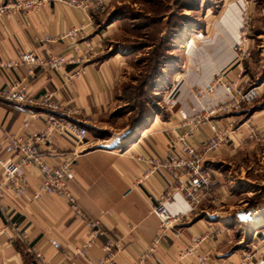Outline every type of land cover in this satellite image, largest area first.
Masks as SVG:
<instances>
[{
	"label": "crops",
	"instance_id": "0c3cea01",
	"mask_svg": "<svg viewBox=\"0 0 264 264\" xmlns=\"http://www.w3.org/2000/svg\"><path fill=\"white\" fill-rule=\"evenodd\" d=\"M11 1L0 0L7 4ZM243 3L244 0H224L218 16L206 17L207 23L196 26L197 31L183 32L185 45L180 49L184 52V60L177 68L175 66L173 76L170 75L178 83L175 86L172 82L168 86V93L175 86L173 90H177V95L172 98L167 94V106L161 105L160 114L149 119L145 128L138 130L135 127L134 132L131 127L116 130L109 122L110 118L116 117L113 113L123 102L117 95V86L122 68L132 55L117 38L120 21L109 20L110 15L99 20L106 12L91 11L89 15L64 3L46 6L27 16L17 13L0 19V61L28 52H35L40 58L51 53L76 55L74 47L61 36L73 27L88 25L77 44L82 49L92 47L95 52L89 61L81 64V74L72 81L73 85L65 81L64 75L76 73L79 69L76 65H68L61 73L38 70L28 74L25 68L6 73L0 68V84L22 81L35 95L58 92L57 99L74 111L69 120L89 132L83 143L69 135H55L41 149L52 166L65 160L72 161L75 178L70 185L71 191L92 219L101 220L108 238L121 246L117 257L119 264H141V256L159 230L160 222L152 209L168 186L179 184L163 170L129 193L133 182L146 167L144 162L131 158L132 155L144 160L162 157L180 135L194 129L191 143L202 147L210 135L211 123L223 127L232 122L240 127L239 132L246 134L247 125L251 124L258 133L264 134V81L260 83L263 86L256 107L250 105L251 108L246 106L242 113L212 116L206 124H184L185 120L204 113L226 98L223 88L218 87L215 94L200 101L190 94L194 86L207 88L221 74L230 81H238L241 87L250 83L243 73L244 58L239 60L236 52ZM251 45L249 41V49H252ZM32 113L36 116H31ZM45 114L46 111L38 107L0 101V151L5 158L9 157L4 150L7 136H27L42 131L46 124ZM27 122L29 125L25 128ZM257 145L264 146V142L233 136L227 148L206 158L205 167L212 172L214 191L224 196L223 201L217 206L203 204L191 212L184 195H176L169 207L173 213L185 214L179 228L180 236L168 233L157 254L144 264H192L194 260L185 258L181 261L178 255L198 234L207 236L199 246V252L208 257L210 264H240L246 252L253 258L250 264H255L254 251L249 244L246 250H240L243 253L236 249L250 239L249 229L264 228V213L259 215V209L251 208L244 199L246 195L255 194L254 189L257 192L264 190L263 184H255L245 175L244 165L255 156L253 147ZM27 174L30 184L26 195L14 198L7 193L2 200L0 264H37L34 248L51 264H90L87 257L102 259L106 236H100L88 250L87 257L81 258L78 251L87 241L88 230L72 214L66 199L51 194L40 200L34 198L43 175L36 166H32ZM242 211L253 212L251 221H239L237 214ZM261 220L263 224L256 226ZM12 224L18 226L19 232H26L27 240L15 234ZM232 241L237 242L236 245H232ZM54 242L60 248H55Z\"/></svg>",
	"mask_w": 264,
	"mask_h": 264
},
{
	"label": "built area",
	"instance_id": "2783aa9c",
	"mask_svg": "<svg viewBox=\"0 0 264 264\" xmlns=\"http://www.w3.org/2000/svg\"><path fill=\"white\" fill-rule=\"evenodd\" d=\"M110 0H13L10 4L0 2V19L11 17L12 14H22L27 16L31 12L43 10L46 6H56L64 3L73 8L82 10L89 14L92 11L104 13L107 10V4ZM251 0H244L243 14L240 24V41L237 44V58L242 60L250 55L248 36L250 6ZM88 25L73 27L61 36L63 41H67L75 49L76 55L68 57L65 53H51L46 58H40L35 52H28L20 57L12 58L6 61H0V68L10 73L14 69L25 68L28 74H33L40 70L42 72L61 73L68 68V65L79 66L76 73H66L64 79L68 83L78 78L81 74V64L89 61L95 52L92 47L80 48L77 44L78 37L82 35ZM73 85V84H72ZM252 87L245 90L238 81H230L224 74L210 84L207 88L194 86L191 95L198 100H203L216 93L217 88L221 87L226 94V98L215 107L205 110L204 113L187 119L184 124L190 122L196 125L209 123L212 116L227 115L228 113H242L244 106L251 105L261 96L260 88ZM58 92L46 91L39 95L32 94L30 89L22 81H12L8 85L0 84V101L8 103H18L30 107H38L46 111V124L42 131L32 132L30 135H8L4 150L8 154L5 158L0 151V207L2 200L7 193H11L14 198H21L26 195L29 187L28 170L32 166L39 168L43 179L39 184L34 198L42 199L43 196L51 194L66 199L72 214L79 219L88 230L87 241L79 249L78 255L87 257L88 250L99 239L100 236H106V241L102 244L104 257L99 260H91L87 257L90 264H119L117 257L121 252V246L108 238L107 232L102 227L101 220L92 219L88 213L80 206L77 197L71 191V182L75 178L74 164L72 161L65 160L58 166H52L46 161L42 153V147L47 146L55 135H69L78 143L87 141L89 132L86 128L74 124L69 117L74 113L72 109L67 108L63 102L57 99ZM36 116V114H31ZM246 122L243 124V126ZM29 123H25L27 128ZM210 135L202 147H197L191 143L194 130L184 132L177 141L173 142L171 148L166 151L162 157L148 158L132 155L131 158L138 162H144L146 167L141 171L130 187L129 193L136 188L144 185L149 178L165 170L179 184L168 186L162 196L157 200L152 211L159 219V230L155 239L150 243L140 259V263H146L155 256L168 233L180 236L179 228L182 223L184 213H173L170 210V204L178 194H183L191 212L197 211L203 204L209 203L211 206L219 205L223 200L221 194L214 191L212 172L206 169V158L213 153L221 151L228 147L231 137L238 136L243 139H255L257 142H264V134L258 133L251 124L247 125V134L239 132L240 127L230 122L221 127L216 123L210 124ZM246 134V135H245ZM245 135V136H244ZM13 231L20 238L27 240L26 232H19L18 226L12 224ZM207 239L206 235L198 234L194 237L192 244L183 248L178 260L190 258L192 264H210L206 255L199 252V246ZM55 248H60L59 244L54 242ZM249 248L254 251L255 264H264V232L254 236L249 244ZM34 259L37 264H51L49 260L37 249L33 250ZM252 256L244 257L240 264H250Z\"/></svg>",
	"mask_w": 264,
	"mask_h": 264
},
{
	"label": "rangeland",
	"instance_id": "374dc122",
	"mask_svg": "<svg viewBox=\"0 0 264 264\" xmlns=\"http://www.w3.org/2000/svg\"><path fill=\"white\" fill-rule=\"evenodd\" d=\"M251 1L248 36L252 49H250V55L244 58L243 71L244 75L249 77L250 83L243 87L245 90L258 86L264 76V0ZM223 3L224 0L110 1L105 16L99 17V20H104L107 18L106 15H110L109 20L120 21V33L117 38L123 48L128 49L132 54L122 68L117 86V95L123 102L113 113L116 117L109 120L112 128L116 130L129 128L131 119L139 114L140 108L143 111L145 108L153 111L155 106L166 107L167 97L177 95V90L173 88L178 82H175L170 75L173 76V69L175 66L177 68L184 58V52L180 49L185 45L182 40L183 32L197 31L196 26L207 23L206 17L218 16L222 11ZM172 82H175V86L171 89L172 92L168 93V86ZM257 101L251 104L253 108L256 107ZM246 106L247 109L251 108L250 105ZM253 148L256 154L254 157L251 156L248 163L244 165L245 175L250 176L255 184L264 185V146L257 145ZM254 191L255 194L246 195L245 202L250 205L255 203L253 208L259 209V215H263L264 190L257 192L254 189ZM263 221L261 220L256 226L262 225ZM249 230L248 238L250 239L246 244L239 245L236 252L243 253L240 250H246L254 236L264 232V228ZM236 243L234 241L232 245ZM248 254V252L245 253L246 256Z\"/></svg>",
	"mask_w": 264,
	"mask_h": 264
},
{
	"label": "trees",
	"instance_id": "16d2710c",
	"mask_svg": "<svg viewBox=\"0 0 264 264\" xmlns=\"http://www.w3.org/2000/svg\"><path fill=\"white\" fill-rule=\"evenodd\" d=\"M173 32H174L173 34L175 35L176 30ZM160 74H162V72ZM263 80H264V76H263ZM259 83H261V82H259ZM259 85L260 84H258V86ZM258 86H255V87H258ZM146 106L148 107V104H146ZM154 108L155 109L153 111H149L147 108H145V110L143 111L140 108V110L138 112L139 114H137V116L133 117V119H131V121H130V125H131L130 127L132 129V132H134L135 127L138 128V130L145 128V126L149 123V119L160 114V108H158V106L157 107L155 106ZM255 111H257V110H252V112H255ZM254 205H255V203H252L250 205V207L253 208Z\"/></svg>",
	"mask_w": 264,
	"mask_h": 264
},
{
	"label": "water",
	"instance_id": "95a60500",
	"mask_svg": "<svg viewBox=\"0 0 264 264\" xmlns=\"http://www.w3.org/2000/svg\"><path fill=\"white\" fill-rule=\"evenodd\" d=\"M264 81V80H263ZM261 81V82H263ZM260 84V83H259ZM252 211H246V212H239L237 214V218L239 219L240 222L242 223H246V222H249L251 221V218H252Z\"/></svg>",
	"mask_w": 264,
	"mask_h": 264
}]
</instances>
